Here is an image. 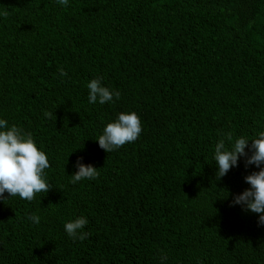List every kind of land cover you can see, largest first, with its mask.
Returning <instances> with one entry per match:
<instances>
[{
	"label": "trees",
	"instance_id": "16d2710c",
	"mask_svg": "<svg viewBox=\"0 0 264 264\" xmlns=\"http://www.w3.org/2000/svg\"><path fill=\"white\" fill-rule=\"evenodd\" d=\"M100 77L118 100L89 103ZM131 112L138 139L101 149ZM0 119L31 133L52 187L4 194L0 264H264L258 214L232 206L259 169L241 157L217 181L214 160L226 134L264 131V0H0ZM80 157L99 176L73 184ZM79 217L83 242L64 230Z\"/></svg>",
	"mask_w": 264,
	"mask_h": 264
},
{
	"label": "clouds",
	"instance_id": "9594fccd",
	"mask_svg": "<svg viewBox=\"0 0 264 264\" xmlns=\"http://www.w3.org/2000/svg\"><path fill=\"white\" fill-rule=\"evenodd\" d=\"M69 0H58L63 6L68 5ZM7 16V13H4ZM61 76H67L63 68L59 69ZM102 77L94 78L87 83L89 90V103L103 105L114 102L120 98L119 91H111L102 84ZM45 116L51 118L52 114L46 112ZM0 200L6 201L5 193L12 197L31 202L36 194L47 193L52 189L49 183L42 178L45 169L50 167L47 155L38 149L31 133H24L22 129L13 125L8 127L6 120L0 119ZM142 132V124L137 113H120L115 122L108 123L98 141L99 147L110 153L118 150L127 143L135 142ZM226 141L230 146H226ZM249 141H252L249 149ZM245 158V167L255 165L259 171H253L245 177V182L250 185L242 193L237 194L232 206L241 205L246 212L258 214V225L264 226V131H260L257 138L248 140L245 137L235 139L231 133L226 134L215 145L214 160L218 170L216 180L227 175L233 168L239 166L240 158ZM82 157L77 159V171L72 174L71 183L82 180H95L99 171L91 164L82 163ZM28 219L34 224L40 223V217L30 214ZM88 220L85 217L76 218L64 225V230L72 240L83 242L89 237L88 232L81 230L86 227ZM161 261H166L167 256L162 254Z\"/></svg>",
	"mask_w": 264,
	"mask_h": 264
}]
</instances>
